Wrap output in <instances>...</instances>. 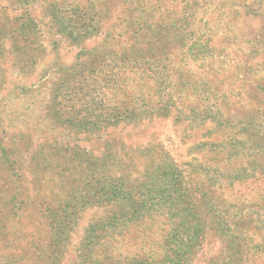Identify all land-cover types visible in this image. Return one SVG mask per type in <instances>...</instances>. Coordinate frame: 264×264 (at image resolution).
<instances>
[{"label": "trees", "instance_id": "1", "mask_svg": "<svg viewBox=\"0 0 264 264\" xmlns=\"http://www.w3.org/2000/svg\"><path fill=\"white\" fill-rule=\"evenodd\" d=\"M15 1L10 8L21 12L8 18L9 22L0 10V90L4 88L8 53L14 52V64L26 68L38 62L36 53L45 48L40 23L31 14L35 0ZM128 1L134 11L144 12L145 0ZM172 1L183 7L176 19H133L129 34L107 31L101 43L92 47L85 43L102 33V24L91 3L51 1L46 5L48 29L80 49L76 61L67 64L55 60L50 67L55 64L57 69L45 70V76L52 73L58 77L51 81L44 115L28 133L19 135L29 146L19 149L15 135L8 142L3 137L0 159L15 176L17 193L23 189L29 167L34 170L33 179L40 180L38 169H46L54 161L60 169L57 178L68 176L73 183L37 201L47 233L38 239L30 264H61L81 212L92 207L110 210L87 226L77 247V264H192L210 230L222 240L224 254L206 264H257V258L264 256V127L260 119L264 112L252 107L234 122L213 111L212 99L220 88L186 66L197 61L214 66V35L205 36L207 28L192 27L195 19L189 4L194 0ZM234 6H242L245 15H264V9L247 0ZM252 34L247 40L249 52L254 50L253 44L264 39L261 32ZM173 39L179 48H185L179 61L165 51ZM51 45L57 54L59 40L54 38ZM242 80L252 83L247 77ZM133 81L141 84L139 90L131 86ZM142 87L149 90L147 94ZM258 89L261 94L249 93L257 103L264 96V82L256 85ZM25 90L33 91L32 87ZM162 118L197 128L213 123L205 128V139L194 145L206 159L186 162L189 171L163 149L147 146L142 151L145 164L137 168L123 161L110 143L99 154L79 143L81 136L102 137L110 129ZM57 128L77 137L67 141L56 134ZM193 172L204 185L191 180ZM248 181L261 185L256 200L215 195ZM13 212L16 218L19 210ZM154 223L161 227L153 229ZM156 230L157 238L153 237ZM139 242L140 251L114 253L120 244L138 246Z\"/></svg>", "mask_w": 264, "mask_h": 264}, {"label": "rangeland", "instance_id": "2", "mask_svg": "<svg viewBox=\"0 0 264 264\" xmlns=\"http://www.w3.org/2000/svg\"><path fill=\"white\" fill-rule=\"evenodd\" d=\"M51 1L91 3L93 11L99 13L98 19L101 20L102 33L87 41L85 43L87 47L100 44L107 31L114 33L128 31L129 34L130 23L133 19H147V16H150L154 20L167 19L166 21H169L176 19L183 11L182 5L172 0H145V10L142 13L139 10L134 11V5L128 0H35L31 4V14L40 23L42 31L40 40L45 48L36 53L37 59L39 58L38 62L34 66L26 68H19L14 64V52L8 53L5 58L4 88L0 90V139L4 137L8 142L11 136L15 135L19 149H26L29 146L26 139L20 140L19 135L23 132L28 133L29 128H33L34 122L44 115L45 104L50 97L51 81L58 77V74L55 76L52 73L45 76V70L48 68L51 71L57 69L55 64L50 67L55 60L64 61L67 64L76 61V55L80 49V47H74L59 39L48 29L45 7ZM254 1L256 0H247L248 4H253L255 7H259L258 9H264V0H259L261 5ZM194 2L189 4L191 18L195 19L192 27H200L202 31L207 28L205 36L212 32L214 35L213 44L217 47V51L214 66L209 67L208 61L204 63L205 65L197 61L190 62L186 68L191 69L198 77L210 80L211 85L215 88H220L221 92L212 99L215 105L213 111L234 119V122L238 118H243L252 107H259L260 111L264 112V96H260L261 99L258 103L253 98H249V93H260L259 89L256 90V85L264 82V39L253 44L255 48L252 52H249L250 46L247 43L253 32H261L264 37V15H245L242 6H234L239 3V0H222L220 2L194 0ZM15 4V0H0V10L5 12L6 19L13 18L21 12V10L12 11L10 7ZM5 6L8 8L3 9L2 7ZM54 38L59 40L57 54L51 45ZM127 46L130 44H126ZM8 48H11V45ZM114 49L120 52L118 47ZM155 50L160 52L159 49ZM165 51L172 53L173 58L177 61L185 56V48H179L178 42L174 39L167 44ZM247 70L249 73H246ZM132 77L138 79L135 73L132 74ZM243 77L251 79L252 83L243 81ZM131 86L139 90L141 84L133 81ZM26 87H32L33 91L25 90ZM141 91L147 94L149 90L142 87ZM240 92L241 95H239ZM194 101L192 100L190 103ZM260 119L264 127V114ZM258 120L259 118H257ZM212 126L211 122H207L204 127L197 128L191 127L188 123H174L171 118L154 119L142 125L110 129L102 137L81 136L79 143L82 147L98 154L110 143L113 146L112 149L120 155L123 161L133 163L137 168H141L145 164L142 157L143 149L147 146H156L168 152L178 164L190 171V166L184 165L186 162L194 159H196L194 161L200 162L206 159L205 153L197 152L194 145L205 139V128ZM43 127L46 128L44 125ZM55 131L58 136L63 135V139L67 141L77 137L60 128ZM215 134L219 135L217 132ZM55 163L54 161L46 169L41 167L38 169L36 175L41 178L40 180L33 179L34 170L29 167L23 189L17 193L15 176L8 165L0 159V264H11L15 259L18 260L17 264L31 263L38 239L47 233L46 222L35 206L37 201L53 193L56 195L60 187L67 188L73 183V180L68 176L57 178L56 173L60 169ZM193 175L191 180L194 183L204 185V182L198 179V174L193 172ZM260 187V184L257 186L248 181L236 184L231 190L225 189L224 194L217 191L215 195L220 197L224 195L229 199L256 200ZM14 210H19V215L16 218H13ZM109 210V207H92L81 212L72 231L68 251L61 264H77V247L85 235L87 226L93 220L104 217ZM4 218L6 219L3 222ZM160 227L159 223L153 224V229ZM158 232L154 233L153 237L157 238ZM209 233L203 250L192 264H206L212 257L224 254L222 240L215 236L213 230H210ZM139 245H141L140 242L138 246L120 244L113 252L140 251L141 246ZM256 263L264 264V256L257 258Z\"/></svg>", "mask_w": 264, "mask_h": 264}]
</instances>
